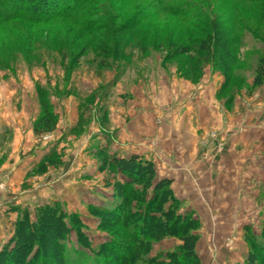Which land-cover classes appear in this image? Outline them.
Here are the masks:
<instances>
[{
    "label": "rangeland",
    "instance_id": "374dc122",
    "mask_svg": "<svg viewBox=\"0 0 264 264\" xmlns=\"http://www.w3.org/2000/svg\"><path fill=\"white\" fill-rule=\"evenodd\" d=\"M250 1H204L222 41L214 46L215 54L213 49L196 50L193 59L190 53L165 58L170 50L163 45L177 20L168 14L152 16L157 5L155 1L149 4L151 0H97L84 6L80 17L72 12L73 18L93 24L96 30L92 31H81L70 21L72 16L70 20L62 17L39 24L15 21L0 26V167L13 158V141H38L42 155L30 164L34 166L27 178L32 179H26L22 189L30 194L37 184V190H43L28 197L0 187V251L16 247L20 221L45 224L50 211L56 209L63 218L55 217L52 228L35 240L45 241L50 257L57 261L80 253L87 264L89 259L110 264V259L117 257L113 252L117 246L131 240L116 213L127 216L128 201H132L131 211L141 210L107 154L148 159L145 154L128 151L131 145L143 149L150 141H123L119 130L124 119L132 120L135 102L143 95L171 91L175 110L184 97L194 96L201 86L216 88L217 99L236 110L231 133L238 141L244 137L253 141L250 149L254 156L261 154L264 167V83L253 86L256 66L264 57V0ZM138 22L141 25H136ZM43 99L58 114L57 126L42 136L31 134L30 139L29 131ZM224 134L216 129L204 133L200 141L203 153L222 149L224 145L218 147L217 141L226 143ZM24 149L19 153L21 159L33 155L34 148ZM8 172L0 169V176ZM260 172V178L253 176L254 192L248 197L254 203L244 211V226L229 233L226 242L199 241L201 264H247L250 251L264 259L255 246L256 240H264V170ZM21 198V204L17 203ZM151 198L149 190L145 201ZM165 207H170L169 203ZM173 207L177 213L193 215L180 199ZM193 217L199 221L190 231L200 238L203 220L195 214ZM220 228L216 226L217 233ZM24 230L32 233L29 228ZM143 230L151 245L143 255L146 263L152 258L156 264H173L169 254L178 250L179 236L158 237L147 223ZM239 233L242 239L236 241ZM36 245L29 247L27 255L34 253ZM230 248L238 255L230 254ZM36 257L38 260L30 264H41V251Z\"/></svg>",
    "mask_w": 264,
    "mask_h": 264
},
{
    "label": "crops",
    "instance_id": "0c3cea01",
    "mask_svg": "<svg viewBox=\"0 0 264 264\" xmlns=\"http://www.w3.org/2000/svg\"><path fill=\"white\" fill-rule=\"evenodd\" d=\"M216 92V88L211 90L201 86L196 89L194 96L184 97L183 104L175 110L171 91L138 96L132 120L126 122L124 119L119 128L123 141L124 138L134 142L150 141L140 150L130 144L132 149L128 152L145 154L153 161L158 180L172 179L174 195L203 220L199 241L212 243L226 242L229 233H235L234 229L244 226V211L252 208L254 203L248 197L254 192L253 176L255 174L260 178V171L264 170L261 154L254 156L250 149L253 141H247L245 137L242 139L244 141H238L234 137L235 133H231L234 130L236 110L224 106L217 99ZM137 106L141 108L140 111H137ZM214 129L222 130L228 141L223 143L224 147L218 152L206 155L200 145L201 136ZM16 134L18 137L20 132ZM31 134L35 135L33 123L28 135L30 139ZM37 142H12L14 156L0 167L9 171L0 176V187L4 185L11 192L21 195L26 193L28 197L32 193H42L43 190H37V184L30 194L22 189L25 180L32 179L27 178L28 171L34 166L30 164L34 158L42 155V146H38ZM21 147L25 148L24 151L34 148L32 158L27 156L21 159ZM21 201L22 198L17 203L21 204ZM216 226H222L219 233ZM242 236L241 233L236 235V241L242 239ZM230 250L233 256L238 255L235 249ZM219 256L222 254L219 253Z\"/></svg>",
    "mask_w": 264,
    "mask_h": 264
},
{
    "label": "trees",
    "instance_id": "16d2710c",
    "mask_svg": "<svg viewBox=\"0 0 264 264\" xmlns=\"http://www.w3.org/2000/svg\"><path fill=\"white\" fill-rule=\"evenodd\" d=\"M96 1L65 0L64 3L62 0H0V26L4 24L6 26L15 21L39 24L62 17L70 20L71 14H73L72 12H76L74 14L80 17L79 11L86 6L94 5ZM154 1L157 7L153 11L152 16L168 14L177 20L174 23V28L172 26L169 30L168 34L170 36H168L167 41L163 45V48L170 50L167 51L165 58L172 59L190 53L189 58L193 59L196 50L198 53L201 51L210 52L211 49L216 48L214 47L216 44L222 41L221 31L218 25H216V20L212 17V12H209L204 7V1L206 0H151L149 4L154 3ZM240 1L243 2L246 0ZM253 1L255 0H251L250 2ZM261 10H264V6H262ZM70 21L77 28H81L83 32L95 29L93 28V24H86L80 18L76 19V16L74 18L72 16ZM136 25H141V22L136 23ZM116 33H119V31ZM122 40L120 39V41ZM215 52L213 49L214 54ZM209 56L210 54L208 53ZM263 83L264 57L259 60L256 66L253 86H261ZM41 105V112L33 123V131L36 136L53 132L59 119L51 103L43 99ZM107 157H110L111 163L116 171L122 174L125 184L130 187L131 192L134 194L132 198L136 197L135 201L137 202L135 205L141 210L140 212L136 210L131 211L132 201H128L126 208L129 212L127 216L123 217L122 213H116L120 217L123 230L126 231L131 241L126 243V245L123 244L122 246V244H119L117 246L113 251L117 254V257L110 259L112 261L110 264L146 263L147 259L143 255L151 249V245L147 242L143 234V228L146 223L149 229L154 231L158 237L169 234L179 236L181 243L178 250L169 254L173 264H201L197 252L199 235L195 231H190L192 226H197L199 220L193 217V212H191L193 214L192 216L191 214L184 215L175 212L173 206L175 203H179V199L173 193L171 187L172 179L162 178L156 180L155 163L142 156L107 154ZM135 186L137 187L134 188ZM149 190L152 192V198L149 202H146L145 193ZM168 203L170 207H165V204ZM143 206L144 209H142ZM55 210H51L50 214L48 213V220L45 221V224L42 221L39 223L30 220L20 221L18 226L19 234L15 241L16 247L12 250H5V248L0 251V264L33 263L35 260H38L36 257L38 251H41V257L39 258L41 264H84L87 260H84L80 253H77L73 257H61L56 261L44 249L45 241L40 242L37 240L36 243L35 240L45 233L44 230L52 228L54 219H56L55 217L59 220L63 218L64 214L59 213L58 216ZM26 216L28 217L29 215L26 213ZM135 222H139V225H135ZM28 228L32 230V233H29V235L24 232V229ZM35 245L34 253L30 256L27 255L29 253V247H34ZM255 246L261 250L264 257V240H256ZM151 260L153 259L150 258V261H147L146 264H156V262H151ZM88 263L91 264L92 260L89 259ZM246 263L264 264V259L261 260L255 251H250L247 255ZM92 264L102 263L93 261Z\"/></svg>",
    "mask_w": 264,
    "mask_h": 264
},
{
    "label": "built area",
    "instance_id": "2783aa9c",
    "mask_svg": "<svg viewBox=\"0 0 264 264\" xmlns=\"http://www.w3.org/2000/svg\"><path fill=\"white\" fill-rule=\"evenodd\" d=\"M215 134H216V133H213V136H216ZM217 146H218V147H219V146L222 147V146H223V142L217 141Z\"/></svg>",
    "mask_w": 264,
    "mask_h": 264
}]
</instances>
